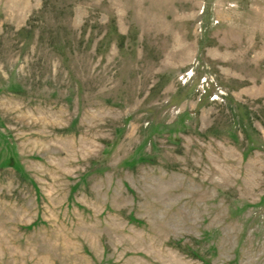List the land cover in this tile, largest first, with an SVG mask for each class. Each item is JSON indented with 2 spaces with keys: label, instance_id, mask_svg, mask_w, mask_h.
I'll use <instances>...</instances> for the list:
<instances>
[{
  "label": "rangeland",
  "instance_id": "374dc122",
  "mask_svg": "<svg viewBox=\"0 0 264 264\" xmlns=\"http://www.w3.org/2000/svg\"><path fill=\"white\" fill-rule=\"evenodd\" d=\"M0 264H264V0H0Z\"/></svg>",
  "mask_w": 264,
  "mask_h": 264
}]
</instances>
